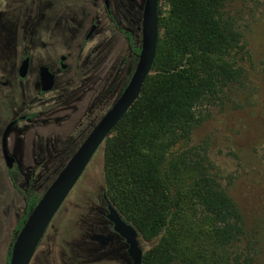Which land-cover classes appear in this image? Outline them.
Segmentation results:
<instances>
[{"label":"rangeland","instance_id":"1","mask_svg":"<svg viewBox=\"0 0 264 264\" xmlns=\"http://www.w3.org/2000/svg\"><path fill=\"white\" fill-rule=\"evenodd\" d=\"M83 2L84 26L76 27L50 23L46 0H31V6L29 0H15L16 5L0 0V264H7L14 229L26 208L2 154L7 125L18 119L8 148L23 176L21 185L33 179L39 186L65 165L121 94L137 63L121 29L141 44L135 4L142 6L144 0H114L112 20L102 3L93 8L104 21L88 43L77 32L88 31L87 22L95 11ZM224 11L236 19L242 33L239 59L244 71L215 103L198 109L200 124L179 149L195 148L208 157L211 171L244 214L246 236L241 245L253 242L264 264V0H228ZM171 13L170 0H161L162 20ZM30 48L37 64L67 56V68L59 71L53 93H38L34 69L27 79H17L19 53ZM5 80L11 86L4 87ZM32 113L37 115L19 118ZM38 148L47 156L41 168ZM105 191L103 144L54 217L31 264H132L123 244L105 256L94 254L97 244L90 235L107 224L100 214ZM155 243L140 240L144 251Z\"/></svg>","mask_w":264,"mask_h":264},{"label":"trees","instance_id":"2","mask_svg":"<svg viewBox=\"0 0 264 264\" xmlns=\"http://www.w3.org/2000/svg\"><path fill=\"white\" fill-rule=\"evenodd\" d=\"M227 1L170 0L165 20L160 11L152 72L104 143L105 193L142 239L156 241L144 251L143 264H263L253 242L241 245L244 214L208 157L183 146L200 124L198 109L215 103L244 71L242 33L224 11ZM125 35L138 56L135 37ZM42 149L38 168L47 159ZM59 170L41 185L32 179L25 187L19 168L8 170L26 201L14 238Z\"/></svg>","mask_w":264,"mask_h":264},{"label":"water","instance_id":"3","mask_svg":"<svg viewBox=\"0 0 264 264\" xmlns=\"http://www.w3.org/2000/svg\"><path fill=\"white\" fill-rule=\"evenodd\" d=\"M158 10L159 0L145 1L142 14L140 53L127 85L41 195L39 202L28 215L13 241L8 264H31L48 227L78 183L88 164L117 124L139 99L145 81L152 72L156 57L160 36ZM95 28V25L92 26L88 37L91 36ZM65 58L63 59L65 60ZM28 62L29 58L22 63L19 69L20 77L27 75ZM66 67L67 65H64V68ZM40 72L42 91L51 90L55 85V75L47 66H42ZM13 126L14 122H10L2 136L3 155L7 167L10 169L16 163V158L10 154L7 148V137ZM104 198L108 209L106 216L112 222L114 230L125 239L132 264H143L144 249L140 244L142 239L140 233L133 224L123 217L106 194H104Z\"/></svg>","mask_w":264,"mask_h":264},{"label":"flooded vegetation","instance_id":"4","mask_svg":"<svg viewBox=\"0 0 264 264\" xmlns=\"http://www.w3.org/2000/svg\"><path fill=\"white\" fill-rule=\"evenodd\" d=\"M10 1H13V4H17L15 3V0H2V2L4 3V5H7L8 2ZM47 1V5L50 7L51 9V12L49 14V21L50 23L52 22H57V21H60V22H65L66 24H71V25H75L76 27H83L84 26V14L82 11H84V0H46ZM87 3L89 6L92 7V9H96L97 7H99L100 3L103 4V7L105 8V14L106 16L109 18V19H113L114 15L112 13V9H113V5H114V0H86ZM145 1L144 0V4H145ZM33 3V1H32ZM29 4L30 6L32 5L31 4V0H29ZM144 4L142 6L138 5V4H135V7L137 9V16L139 18V25H138V28L141 30V25H142V14H143V7H144ZM93 9V10H94ZM95 11V10H94ZM160 11H161V0H159V10H158V14H159V17H160ZM101 21H104L100 18L99 15H97V12L95 11L94 12V15L90 17L89 21L87 22V26H89V29L87 32H85V30L81 29V31H78L77 34H82L84 35L83 36V40L82 42L83 43H88L89 41H91L93 39V37L95 36V34L97 33V30L99 28V25L101 23ZM96 26L95 30L93 31V33L91 34L90 37H88L91 29H92V26ZM159 27H160V24H159ZM122 33L125 35L126 32H129L131 33L130 31L128 30H124V29H121ZM132 34V33H131ZM81 35V37H82ZM133 35V34H132ZM134 36V35H133ZM126 37V35H125ZM127 38V37H126ZM141 39H142V32H141ZM128 40V39H127ZM129 41V40H128ZM130 43V42H129ZM131 45V44H130ZM141 46V44L139 45ZM32 48L30 49H25L23 52L19 53V58H20V62H19V65L17 67V79L21 82L25 79H27L30 75V73L33 71L34 69V80H35V86L37 85L38 87V93L40 95H45V94H48V93H53V91H55V89L57 88V85H58V81H59V71H62V70H65L66 68H64V65H67L66 64V59H67V56L66 55H60L59 57H57L55 60H53L52 62H40V63H36L35 62V57H34V54H32L31 51ZM133 50V49H132ZM64 57L65 60L63 59ZM139 57V55L137 56ZM29 58V62H28V73L25 77H20L19 75V69L22 65V63L25 61V59ZM138 61V59H137ZM137 64V63H136ZM42 66H47L49 67L50 71L55 75V85L54 87L49 90V91H42V78H41V72H40V68ZM57 69H56V68ZM136 67V65H135ZM135 67L131 69H135ZM131 71V70H130ZM132 74L129 73V76L131 77ZM129 77V79H130ZM129 79L127 80L125 86L127 85ZM15 83V82H14ZM3 86L4 87H8V86H11V82L10 80H5L3 81ZM125 88V87H124ZM123 91V90H122ZM34 114V113H32ZM36 114V113H35ZM31 114L29 115H25V116H22V117H19V118H30ZM36 116V115H35ZM34 117V116H33ZM17 121L18 119H14L12 120L11 122H14V126L13 128L16 126L17 124ZM98 122V121H97ZM95 126V125H94ZM12 128V129H13ZM11 129V131H12ZM92 130V129H91ZM10 131V132H11ZM4 133V132H3ZM3 133H2V136H3ZM10 134V133H9ZM88 135V134H87ZM86 135V136H87ZM8 138L9 136L7 137V148H8ZM85 139V138H84ZM83 142V141H82ZM81 142V143H82ZM80 143V144H81ZM79 147V146H78ZM77 147V148H78ZM1 149H2V154H3V147H2V139H1ZM8 151L10 152L9 148H8ZM76 151V150H75ZM74 151V152H75ZM97 153V152H96ZM11 154V153H10ZM73 155V154H72ZM71 155V156H72ZM95 156V155H94ZM3 158H4V155H3ZM93 159V158H92ZM5 160V158H4ZM69 160V159H68ZM92 161V160H91ZM90 161V162H91ZM6 162V161H5ZM66 164V163H65ZM90 164V163H89ZM88 164V165H89ZM18 167L17 165V159H16V163L14 164L13 168L15 167ZM88 167V166H87ZM11 168V169H13ZM10 169V168H8ZM85 172V171H84ZM82 177V176H81ZM80 180V179H79ZM51 183V182H50ZM76 186V185H75ZM75 188V187H74ZM73 188V189H74ZM104 194H106L104 192ZM104 194H103V203H104V210H101L100 214L101 216L106 220L107 224H105L104 226H102L98 231H93V234L90 235V240L91 242H93L94 244H97V248L95 249V252L94 254L98 255V256H105L107 252H109L110 250H113L116 246H120V245H124L125 246V249H126V252H127V248H128V245L125 241V239L120 236L115 230H114V227H113V224L112 222L107 218V213H108V209H107V202L104 198ZM107 195V194H106ZM108 197V196H107ZM68 198V197H67ZM64 204V203H63ZM63 206V205H62ZM61 206V207H62ZM61 209V208H60ZM59 212V211H58ZM53 221V220H52ZM52 223V222H51ZM51 225V224H50ZM50 227V226H49ZM48 227V229H49ZM47 229V230H48ZM47 232V231H46ZM46 234V233H45ZM45 236V235H44ZM44 238V237H43ZM43 240V239H42ZM42 242V241H41ZM41 244V243H40ZM40 246V245H39ZM128 254V252H127ZM129 255V254H128ZM130 257V256H129Z\"/></svg>","mask_w":264,"mask_h":264}]
</instances>
